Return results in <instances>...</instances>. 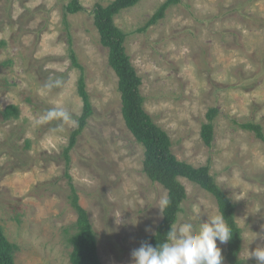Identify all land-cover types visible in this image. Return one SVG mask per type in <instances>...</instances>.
Masks as SVG:
<instances>
[{
  "label": "rangeland",
  "instance_id": "rangeland-1",
  "mask_svg": "<svg viewBox=\"0 0 264 264\" xmlns=\"http://www.w3.org/2000/svg\"><path fill=\"white\" fill-rule=\"evenodd\" d=\"M69 1L0 0V41L7 44L0 45V109L15 104L21 111L19 120L0 118V224L18 247L16 264H71L69 237L77 215L61 155L74 128L53 132L55 124H35L53 107L81 113V72L71 64L69 32L94 107L70 152L69 175L103 264H134L132 251L163 220L164 208L158 207L168 191L143 172L144 148L126 127L118 77L94 26L95 6L113 0H81L86 10L65 17ZM166 1L142 0L115 18L128 33L127 51L143 79L145 110L169 134L179 160L211 167L236 204L243 231L239 257L243 264H258L248 252L264 246V142L233 122L264 127V0H180L139 32ZM9 59L13 65L3 66ZM55 77L63 86L44 89ZM4 83L10 86L1 87ZM28 96L34 105L26 102ZM210 108L220 110L212 147L201 138ZM180 181L188 199L176 225L220 214L210 193ZM217 246L222 264H229L228 242Z\"/></svg>",
  "mask_w": 264,
  "mask_h": 264
},
{
  "label": "trees",
  "instance_id": "trees-1",
  "mask_svg": "<svg viewBox=\"0 0 264 264\" xmlns=\"http://www.w3.org/2000/svg\"><path fill=\"white\" fill-rule=\"evenodd\" d=\"M142 0H113L108 5H96L92 15L94 16V26L100 35L101 45L108 50V63L118 77V91L121 95V111L126 127L133 134L135 140L144 148L143 172L153 183L161 184L168 191L170 203L163 210V220L157 226L156 232L148 235L143 242L150 243L153 247L163 242L165 236L170 231L171 224L176 225L180 214L184 211L183 204L188 199L185 186L180 181L184 178L206 192L210 193L216 200L219 213H222L226 223L232 230V237L228 241L227 260L229 264H243L239 257L242 250V229L238 226L236 204L216 182L211 174V167H196L185 161H181L172 151V141L169 134L155 122L145 110V98L142 95L141 87L143 79L139 76L137 69L128 54L126 42L128 33L120 29L115 23V18L122 11L131 9ZM180 0H167L156 13L148 20L139 32L148 30L156 25L166 16L167 10ZM66 13L77 14L86 9L81 0H70L65 7ZM66 22V21H65ZM68 26V23H65ZM69 31V28H67ZM69 57L72 67L80 70L81 75L77 83V93L82 100V110L78 116H73L78 120V127H75L69 135L68 145L64 148L61 158L65 164V176L69 180L71 195L69 201L71 207L77 215L76 227L73 234H70L69 242L72 245L70 256L71 264H103L98 251V238L94 232L93 224L89 214L79 201L73 179L69 175L71 164L70 152L76 147L79 138L83 135L90 119L94 116V107L91 96L87 90L84 68L80 64L78 57L72 48V38L68 32ZM2 47L6 46V41H0ZM13 60L9 59L2 63L3 66H12ZM9 83L1 84L5 88ZM26 102L34 105L32 97H27ZM220 114L218 108H210L207 112V121L201 127V138L204 144L212 147L215 140V124ZM21 111L18 105L10 104L4 109H0V118L3 123L19 120ZM238 128L251 132L255 137L264 142V127L260 123L247 121L239 123L233 122ZM48 128L53 124H47ZM17 142L18 133H13ZM31 147V141H25V148ZM17 245L12 243L6 236L5 230L0 224V264H16L15 252Z\"/></svg>",
  "mask_w": 264,
  "mask_h": 264
},
{
  "label": "clouds",
  "instance_id": "clouds-1",
  "mask_svg": "<svg viewBox=\"0 0 264 264\" xmlns=\"http://www.w3.org/2000/svg\"><path fill=\"white\" fill-rule=\"evenodd\" d=\"M60 77L49 78L43 85L46 90L61 88ZM55 124L53 132L64 131L65 126L78 127V120L65 107H53L44 111L35 124ZM170 203L165 196L161 198L160 210ZM200 220V219H199ZM232 237V230L226 223L222 213L208 216L206 222H183L171 224L170 231L163 242L153 247L144 242L132 251L134 264H222L221 248L217 246L227 243ZM249 258H255L258 264H264V246L248 252Z\"/></svg>",
  "mask_w": 264,
  "mask_h": 264
}]
</instances>
